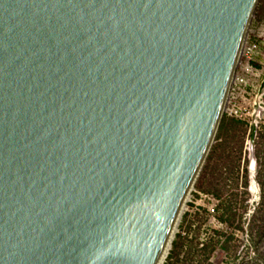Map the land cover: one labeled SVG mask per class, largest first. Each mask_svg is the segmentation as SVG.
<instances>
[{"label":"water","instance_id":"obj_1","mask_svg":"<svg viewBox=\"0 0 264 264\" xmlns=\"http://www.w3.org/2000/svg\"><path fill=\"white\" fill-rule=\"evenodd\" d=\"M260 1L0 0V264H164Z\"/></svg>","mask_w":264,"mask_h":264},{"label":"rangeland","instance_id":"obj_2","mask_svg":"<svg viewBox=\"0 0 264 264\" xmlns=\"http://www.w3.org/2000/svg\"><path fill=\"white\" fill-rule=\"evenodd\" d=\"M224 118L234 119L250 128L245 137L242 158L236 162L235 167L232 158L228 156L233 150L235 157L238 149L234 147L228 149L226 146L229 142L224 139L217 141L216 138L212 151L218 145L220 148H216L217 152L213 154L212 160L208 163L206 161L204 168L207 167L203 168L194 185L164 264L174 262L175 258L170 257L174 252L173 244L179 242V235L189 237V242L183 249H179L180 260H184L190 250L196 253L189 264H264V235H258L259 227L262 228L263 225L258 221L257 226H254V218L261 202V187L257 181L260 168L257 156L260 149L264 150V141L259 144L260 135L264 134V0L260 1L251 22ZM232 146H236V143ZM252 178L257 184L258 194L251 191ZM214 188H217L216 192L222 193L221 197H217L214 192L204 191ZM200 194L204 196L199 199ZM206 195L213 198L214 202L205 199L202 204H217L216 219L221 221L220 217L229 204L233 206L235 219L229 222L221 221L223 226L216 225L206 208L195 205L197 199L201 200ZM195 212H200L202 219L195 221V218L191 217L189 221L195 222L189 231L184 218L187 214ZM217 232H222L225 236L210 255L209 261L205 262L202 249ZM228 236H231L232 240L223 243Z\"/></svg>","mask_w":264,"mask_h":264},{"label":"trees","instance_id":"obj_3","mask_svg":"<svg viewBox=\"0 0 264 264\" xmlns=\"http://www.w3.org/2000/svg\"><path fill=\"white\" fill-rule=\"evenodd\" d=\"M249 126L235 121L234 119H228V118H223L218 135H217V141H220L222 139L226 140V142H229V144L226 146V148L230 149L232 147L237 148V154L234 157L233 150L230 151L229 156L233 160V163L236 167V162L241 160L242 155H243V148H244V141L245 137L247 135V132L249 130ZM264 141V134L260 135L259 139V144ZM234 143H236V146H232ZM261 146V145H260ZM220 148V145L216 146L213 151H211L210 156L207 160V163L213 159V154L217 152V149ZM232 153V155H231ZM258 159H259V171L257 174V181L261 187V202H260V207L257 211V216H255L254 220V226H257L258 221H261L263 227L258 230V235L262 236L264 235V150L260 149L258 151ZM207 166H205L204 169H206ZM217 188H214L213 190H208L204 189V191H211L214 192L217 197H221L222 193L221 192H216ZM191 217L195 218L196 220H201V213L200 212H195L193 214H187L184 218V222L187 223L189 231L192 229V225L195 222L194 220L189 221ZM221 221H226L229 222L231 220L235 219V214L233 213V206L231 204L227 205L225 207V211L222 217H220ZM253 226V227H254ZM225 236L224 233L222 232H217L216 236L210 240V242L202 249V252L204 253L203 255L205 256L204 261L208 262L210 255L216 250V248L221 244L222 242V237ZM179 242H175L173 244L174 247V252L172 253L170 259L175 258L174 262H168L167 264H178L181 262V264H189L196 253L193 252V250H190L187 253L186 258L184 260H180V251L179 249H183L185 244L189 242V237L188 236H182L179 235ZM232 240L231 236H228L225 240V242H230ZM225 247V246H224ZM196 251V250H195Z\"/></svg>","mask_w":264,"mask_h":264},{"label":"built area","instance_id":"obj_4","mask_svg":"<svg viewBox=\"0 0 264 264\" xmlns=\"http://www.w3.org/2000/svg\"><path fill=\"white\" fill-rule=\"evenodd\" d=\"M202 196H204V195H202V194H200V197H199V199L202 197ZM209 200V201H211V202H214V199L213 198H211V197H209V196H205V198H202L201 200H196L197 202H195V205H196V207H198V206H201V207H204V208H206V210H208V212H209V214L211 215V217H213V222L216 224V225H221V226H223V224L221 223V221H219L218 219H216V215H217V212H216V210H217V204L216 203H210V204H207V205H204V204H202L204 201H206V200ZM201 202V203H200Z\"/></svg>","mask_w":264,"mask_h":264},{"label":"bare ground","instance_id":"obj_5","mask_svg":"<svg viewBox=\"0 0 264 264\" xmlns=\"http://www.w3.org/2000/svg\"><path fill=\"white\" fill-rule=\"evenodd\" d=\"M253 171H254V169L252 170V175H254ZM251 191L253 192V194H258L259 193V190H258V187H257V184H256L254 178L251 179Z\"/></svg>","mask_w":264,"mask_h":264}]
</instances>
